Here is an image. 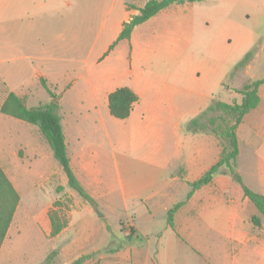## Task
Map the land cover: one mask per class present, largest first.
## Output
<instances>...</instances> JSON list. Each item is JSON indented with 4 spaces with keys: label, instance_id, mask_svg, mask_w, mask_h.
Returning <instances> with one entry per match:
<instances>
[{
    "label": "crops",
    "instance_id": "1",
    "mask_svg": "<svg viewBox=\"0 0 264 264\" xmlns=\"http://www.w3.org/2000/svg\"><path fill=\"white\" fill-rule=\"evenodd\" d=\"M147 1L0 0V106L9 93L27 108L55 104L70 168L95 202L79 198L83 207L99 219L118 210L120 222H131L133 234L99 264H264V217L228 173H216L187 199L221 145L212 134L186 132L212 101L239 96V103L237 91L260 80L252 73L258 54L235 66L264 43V0L172 4L117 41ZM119 88L137 97L124 120L108 109V95ZM257 96L236 128L239 175L245 149L264 163V85ZM51 156L36 126L0 112V170L20 198L3 243L24 200L50 234L42 212L52 206L43 190L59 174ZM254 178L252 191L264 195V164ZM60 186L69 189L67 179ZM180 203L170 227L167 212ZM157 213L165 216L161 232L139 229L138 217L153 226ZM70 250L75 260L89 253Z\"/></svg>",
    "mask_w": 264,
    "mask_h": 264
},
{
    "label": "trees",
    "instance_id": "2",
    "mask_svg": "<svg viewBox=\"0 0 264 264\" xmlns=\"http://www.w3.org/2000/svg\"><path fill=\"white\" fill-rule=\"evenodd\" d=\"M199 0H149L143 8L139 10V15L133 17L128 23L124 24L117 41L125 40L130 37L132 30L156 15L162 9L172 4L184 2L194 3ZM252 52H249L236 66L235 70L243 67ZM44 86V82L41 81ZM264 85V78L248 82L237 91L241 96L240 102L224 103L214 100L210 106L198 117L191 120L186 126V132L209 133L214 135L221 145V152L218 161L213 165L198 181L190 184V192L187 199L191 197L194 190L207 185L212 177L218 172H225L230 175L232 180L237 183L250 203L256 208L257 212L264 217V195L250 190L242 181L240 175L235 171L234 164L238 156V145L236 138V128L241 123L243 117L258 104L257 91ZM45 87V86H44ZM137 102V97L128 88H119L108 95V109L112 117L124 120L130 115L133 105ZM0 112L6 116L18 119L27 124L36 126L42 137L47 142L54 160L58 163L67 179V186L76 192L84 201L95 208L94 200L78 184L66 154V146L58 116L55 113V104H49L38 108H27L24 102L13 93H9L0 106ZM214 113L215 116L209 114ZM4 186H6V197L4 199ZM0 248L7 229L11 223L15 206L19 203V195L13 190L7 179L0 170ZM182 204H177L167 212V224L172 227L174 213ZM51 232L50 236L55 237L63 229L64 225L56 215L49 214ZM252 223L259 226V219L252 217ZM86 256H82L71 264H81Z\"/></svg>",
    "mask_w": 264,
    "mask_h": 264
},
{
    "label": "rangeland",
    "instance_id": "3",
    "mask_svg": "<svg viewBox=\"0 0 264 264\" xmlns=\"http://www.w3.org/2000/svg\"><path fill=\"white\" fill-rule=\"evenodd\" d=\"M229 6L230 4L225 1L223 4L225 13L231 11ZM258 47L255 52L251 51L252 54H258V58H256L257 67H254L252 73L257 79H261L264 77V51H260V48L264 47V43L259 42ZM239 99V96H235L228 103L234 100L239 101ZM209 115L215 116L214 113ZM262 157H264V150ZM51 163L56 170H59V174L54 175L50 180L46 193L43 190V203L48 200L52 206L48 214L44 210L42 215L46 220H49L50 213L56 215L64 225L63 228L67 229L59 237H51L50 234H46L42 219L36 217L39 212L24 210L26 202L24 200V204L18 209L17 219L11 228L10 235L1 248L0 264H71L75 260L71 248L77 249V256L89 252L88 255H84L86 258L81 264H99V258L103 254H107L114 248L118 249L122 245L121 239L125 233L133 234L129 220L124 219L120 222L118 218L120 211L116 210L105 219H99L97 212L85 209L81 203L83 201H80L82 198L76 192L74 193L70 188L62 189L60 186L62 181L66 182V177L52 156ZM259 164L263 165L264 163L252 152L249 153L247 149L240 154L237 160L236 167L240 172L242 181L251 190L257 188L254 176ZM39 201L40 199L33 202L32 207H39ZM78 220L81 222L74 223ZM136 223H138L139 229L161 232L165 226V216L157 213L153 226L146 227V222L142 217H138Z\"/></svg>",
    "mask_w": 264,
    "mask_h": 264
}]
</instances>
